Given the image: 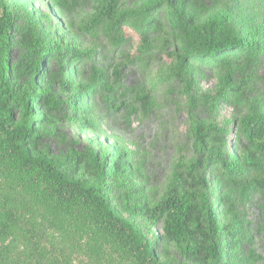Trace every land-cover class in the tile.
I'll list each match as a JSON object with an SVG mask.
<instances>
[{"label": "trees", "instance_id": "obj_1", "mask_svg": "<svg viewBox=\"0 0 264 264\" xmlns=\"http://www.w3.org/2000/svg\"><path fill=\"white\" fill-rule=\"evenodd\" d=\"M122 1L96 0V16L112 29L130 23L146 43L149 34L164 28L154 16L164 11L181 50L176 79L187 82L194 68L221 71L222 98L240 100V89L230 90L237 76L264 55V29L239 30L228 12L206 10L201 0H140L124 11ZM21 18L26 24L19 27ZM16 47L25 56L11 64ZM92 55L81 51L68 34L44 36L26 4L0 0V181L8 188L0 196V264H75L67 250L73 240L93 261L108 251L122 263L165 264L158 249L171 245L187 264H234L233 254L241 244L238 229L216 222L205 177L198 170L221 164L223 182L233 183L248 167L257 166V154L264 155V114L244 121V139L256 150L244 163L222 159L221 130L194 125L196 155L205 162L194 160L187 172L176 173L156 203L146 197L134 200L132 214L143 223L127 219L109 200L112 186L131 172L124 150L113 147L102 155V149L84 154L71 149L54 156L43 145L45 136L58 133L53 120L62 106L50 64L56 61L68 72ZM142 100L149 110L151 100ZM203 100L212 106L219 98L205 95ZM45 225L62 239L58 246L44 240ZM19 242L22 250L15 247Z\"/></svg>", "mask_w": 264, "mask_h": 264}, {"label": "rangeland", "instance_id": "obj_2", "mask_svg": "<svg viewBox=\"0 0 264 264\" xmlns=\"http://www.w3.org/2000/svg\"><path fill=\"white\" fill-rule=\"evenodd\" d=\"M18 1L26 4L44 36L68 34L77 39L81 51L93 54L92 60L83 58L68 72L62 71L56 61L50 64L56 79L54 91L60 95L62 106L53 120L58 133L45 136L43 145L54 156L71 149L80 154L102 149V155H108L113 147L124 150L131 172L109 193L112 206L123 217L143 223L132 214L134 200L146 197L156 203L176 173L187 172L194 160L205 162V157L196 155L192 137V128L198 123L206 129L221 130L223 160L236 158L244 163L256 151L244 139V121L264 114L263 54L256 66L247 68L234 81L230 92L240 89V100L230 95L222 98L221 71L194 68L186 76L187 82L176 79V56L181 50L164 11L154 15L162 20L164 28L149 34L145 43L130 23L112 29L96 16V0ZM139 1L123 0L120 8L128 10ZM201 3L206 10L228 12L239 30L264 29V0ZM19 22V27L24 26L26 19ZM24 56L25 51L16 47L11 64L21 62ZM225 90L229 92V87ZM74 95L78 96L76 103L72 101ZM205 95L219 100L209 106L203 100ZM144 97L151 100L149 110L143 106ZM256 157L259 164L248 167L233 183L223 182L221 164L213 168L203 165L202 169L201 165L198 170L205 177V191L216 212V222L238 229L241 244L233 254L234 264H264V155L258 153ZM7 189L0 181V196ZM46 227L44 240L58 246L62 239ZM67 243L75 264H132L120 262L108 251L93 261L74 240ZM15 247L22 250L23 243ZM158 255L165 264H187L171 245L160 246Z\"/></svg>", "mask_w": 264, "mask_h": 264}]
</instances>
